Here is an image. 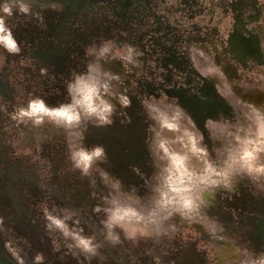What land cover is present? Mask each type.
<instances>
[{
	"label": "rangeland",
	"instance_id": "1",
	"mask_svg": "<svg viewBox=\"0 0 264 264\" xmlns=\"http://www.w3.org/2000/svg\"><path fill=\"white\" fill-rule=\"evenodd\" d=\"M51 3L58 10L45 6ZM32 12L7 21L20 53L0 49V264H16L14 252L26 264L36 253L44 254L45 264H154L155 256L161 264H237L238 248L264 251V194L247 179L207 195L196 221L175 218L172 239L133 242L121 232L120 244L112 246L104 241V214L97 211L116 180L125 194L141 199L150 194L159 160L149 150L151 122L141 100L176 98L212 158L221 126L241 120L246 96L264 103V0H33ZM235 33L241 46L231 39ZM103 40L114 41L117 51L130 44L143 55L140 68L104 61L106 70L121 76L119 88L132 105L117 106L106 128L93 122L81 129L85 146L100 143L107 149V159L84 177L67 159L69 145L79 142L76 136L50 125L17 126L9 113L30 96L53 106L67 102L66 81L84 70L85 48ZM255 40L260 57L251 51ZM193 43L224 69L228 83L220 81L219 91L217 80L201 76L189 62L186 48ZM209 118L213 123L206 125ZM45 208L69 216L70 226L94 236L100 254L85 258L69 252L59 233L47 231ZM220 249L236 257L223 259Z\"/></svg>",
	"mask_w": 264,
	"mask_h": 264
},
{
	"label": "clouds",
	"instance_id": "2",
	"mask_svg": "<svg viewBox=\"0 0 264 264\" xmlns=\"http://www.w3.org/2000/svg\"><path fill=\"white\" fill-rule=\"evenodd\" d=\"M45 6L58 10L55 3ZM32 8L33 0H0V49L10 55L20 53V42L7 21L14 15H32ZM186 51L192 67L201 76L217 80L218 91L220 81L228 83L224 69L209 52L195 43ZM85 55L88 59L84 70L71 73L66 81L67 102L53 106L40 96H30L24 105L9 113V118L17 126L31 125L39 129L50 125L76 136L79 142L69 145L67 159L74 170L87 177L94 166L107 159V149L100 143L85 146L81 129L93 122L98 128H106L113 124L117 106L126 110L132 105L126 90L119 88L121 76L106 70L104 61L118 59L140 68L139 58L143 53L130 44L117 51L114 41L103 40L87 46ZM140 103L151 122L149 150L154 158H158L159 167L152 178L147 199L125 194L119 180L110 185L104 207L97 208L104 214L101 225L106 243L119 245L121 232L133 242L139 238L172 239L178 231L175 218L186 223L196 221L207 205V195L218 189L231 190L241 179L249 180L258 192L264 194V103L241 102L246 109L241 120L221 126V144L216 149V158L209 155L191 116L176 98L147 97ZM212 123L211 118L206 120V125ZM97 171L103 180L109 179L107 172ZM43 215L47 231L59 233L69 252L85 258L100 254L102 245L94 236L85 235L79 227L70 226L69 216L56 215L47 208ZM3 223L0 217V226ZM128 228L134 231H127ZM237 253V264H264V251L242 247ZM14 259L16 264H26L19 253L14 252ZM153 259L154 264H161L159 256ZM32 264H45L44 254L36 253Z\"/></svg>",
	"mask_w": 264,
	"mask_h": 264
},
{
	"label": "flooded vegetation",
	"instance_id": "3",
	"mask_svg": "<svg viewBox=\"0 0 264 264\" xmlns=\"http://www.w3.org/2000/svg\"><path fill=\"white\" fill-rule=\"evenodd\" d=\"M237 20H236V23L237 24H239L240 23V21H239V19L238 18H236ZM238 34H233L232 36H231V39H233V41H235V43H236V45L238 44L239 46H241L240 44H239V39H238ZM252 44H253V46H252V48H251V51L254 53V55H256V56H258V57H260V55H259V52H258V50H257V40H255V42L254 41H252ZM246 98L248 99V101H250V102H254V103H256V104H259V102L257 103L256 101H255V97H253V96H246ZM263 228L261 227V230H262ZM263 236V234H262V232H259V236ZM234 251H228V250H224V249H220V253H221V255H222V257H223V259H228V257H230V256H232L233 258H235L236 256L234 255V253H233ZM226 263L228 262L229 264L232 262V261H225Z\"/></svg>",
	"mask_w": 264,
	"mask_h": 264
}]
</instances>
